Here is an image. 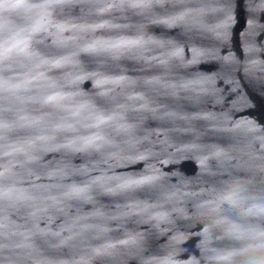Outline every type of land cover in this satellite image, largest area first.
Here are the masks:
<instances>
[{"label":"clouds","instance_id":"clouds-1","mask_svg":"<svg viewBox=\"0 0 264 264\" xmlns=\"http://www.w3.org/2000/svg\"><path fill=\"white\" fill-rule=\"evenodd\" d=\"M214 2L0 0V264H264V126L157 99L193 107L218 99L215 76L184 74L205 55L195 35L216 30ZM70 4H84L85 17L62 18ZM168 4L181 10L150 23L185 29L190 58L184 43L117 18ZM44 35L55 51L36 49ZM210 134L222 142L202 143ZM185 152L227 182L168 183L161 164ZM49 153L60 159L45 161ZM76 156L86 159L77 165ZM140 161L143 170L120 171ZM190 201L206 227L199 257L182 259L186 237L172 226ZM165 231L170 240L154 247Z\"/></svg>","mask_w":264,"mask_h":264},{"label":"water","instance_id":"water-1","mask_svg":"<svg viewBox=\"0 0 264 264\" xmlns=\"http://www.w3.org/2000/svg\"><path fill=\"white\" fill-rule=\"evenodd\" d=\"M198 2V0H197ZM212 10L208 20L215 25L216 30H205L195 35V43L205 50V55L199 63L187 69L184 74H207L216 77V87L220 95L216 101H209L195 107L186 102L175 104L163 97H157L159 103L168 104L180 108L182 111L194 113L196 111L212 112L216 115H227L234 120H250L264 126V0H215L208 6ZM181 10L179 5L168 4L155 9L148 16H137L128 13L126 17H117L123 23L133 25H145L144 31L156 35L162 39L176 40L186 45L185 52L191 57L187 44L192 42V37L185 29L180 27L168 29L163 25L150 23L164 16L174 15ZM84 4H70L62 9V18L78 20L86 15ZM108 35V33H102ZM36 49L48 54L55 51L52 37L41 36L36 44ZM88 62V58H84ZM127 63V62H125ZM132 74H150L139 72V66L128 64ZM152 69L151 72H157ZM85 91H91V81L82 85ZM166 126L149 120L146 127L156 128ZM220 134H210L201 141L205 144L222 142ZM177 142H188L189 136H174ZM60 159L55 153H49L44 157L45 161ZM79 165L86 159L82 156L70 158ZM143 161L120 169L123 172H139L143 170ZM163 172L167 176V182L176 185L182 182H191L193 186L216 185L227 182L224 171H215L211 176L205 175L198 163L197 156L185 152L176 155L169 163L161 164ZM198 190L203 191V187ZM106 208H111L112 201L102 198L100 201ZM195 202H187L178 210L172 226L173 232L186 237L182 245V259L199 257L198 245L206 222L200 218L196 211ZM61 221L57 220L59 224ZM141 231H148L147 225H133ZM44 227V224H41ZM170 232H162L156 235L150 243L154 247L163 248L171 238ZM135 264V261L132 262Z\"/></svg>","mask_w":264,"mask_h":264}]
</instances>
